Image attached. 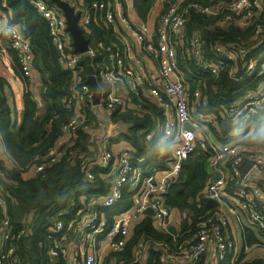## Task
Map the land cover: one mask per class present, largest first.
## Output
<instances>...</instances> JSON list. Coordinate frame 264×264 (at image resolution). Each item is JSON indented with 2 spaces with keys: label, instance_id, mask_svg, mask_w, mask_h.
<instances>
[{
  "label": "built area",
  "instance_id": "2783aa9c",
  "mask_svg": "<svg viewBox=\"0 0 264 264\" xmlns=\"http://www.w3.org/2000/svg\"><path fill=\"white\" fill-rule=\"evenodd\" d=\"M79 14L78 26L84 36L90 26L99 20L113 37V41L94 43L89 40L88 51L79 54L74 51L62 12L53 4L33 0L32 6L45 21L49 40L56 51L60 66L71 72L72 82L64 108L71 117L61 126V137L57 143L43 153L35 154L25 170L33 176L44 177L46 170L63 157L79 155L70 148L78 133H84L87 126L86 107L91 103L92 92L82 80L83 67L80 62L89 56L94 69V78L104 88L101 91L100 106L109 119L115 113L131 109L142 117L149 114L142 99L152 102L161 113V120L153 119L154 128L145 135V143L157 134L163 142L169 141V157L163 160L164 167L142 168L132 161L131 149L123 144L117 153L111 149L107 139L95 160L89 167L96 166L106 171L102 175L108 186L107 192L90 199L70 222L69 228L61 221L51 227L55 236L46 250L48 264H145L150 250L159 252L161 264H195L212 249L211 264H216L234 250L229 219L243 228L246 219L256 228L264 229V146L247 143L253 137L256 127L264 123V48L250 58L243 72L230 73L231 81L241 84L256 78L255 88L247 90L226 110L216 114H205L200 110L207 106L203 89L196 86L190 90L185 75L193 74L194 80L202 74L217 77L236 54L228 46L215 45L212 52L204 55L203 43L193 35L183 41V31L192 12L218 16L220 27L234 23L242 29H251L249 41L264 42V16L260 18L259 0H233L227 5L204 3V0H158V15L147 22L140 21L131 0H63ZM166 3V5H164ZM1 7H5L3 0ZM259 22L257 26L254 23ZM0 38L14 51L22 74L33 78V51L30 40L6 15L0 11ZM86 38V37H85ZM256 47V45H255ZM195 68L178 67L177 50ZM138 50V52H137ZM146 58L152 63L149 69ZM238 76V77H237ZM92 105V104H91ZM229 127L222 130V139L216 137L212 127L219 130L221 123ZM188 123L192 130L184 128ZM207 152V165L212 176L218 172V179L208 183L202 196L214 201L217 207L208 210L190 230L179 232L177 215L164 204L163 196L169 187L179 180L187 158L196 150ZM165 155L161 150L160 158ZM144 157L136 159L142 163ZM249 164L243 174L240 166ZM85 170L87 180L94 179L91 169ZM7 181L5 171L0 169V264H17L18 256L10 243L11 225L2 184ZM130 194L131 203L126 210L112 211L107 215L103 210H112ZM147 209L153 212L154 227L171 237V241L152 238L138 240L130 251L127 243L134 227ZM174 226L176 233L167 229ZM29 234L20 231L15 238ZM76 235H78L77 240ZM247 250L248 247H244Z\"/></svg>",
  "mask_w": 264,
  "mask_h": 264
},
{
  "label": "trees",
  "instance_id": "16d2710c",
  "mask_svg": "<svg viewBox=\"0 0 264 264\" xmlns=\"http://www.w3.org/2000/svg\"><path fill=\"white\" fill-rule=\"evenodd\" d=\"M3 1L5 7H1L2 13L30 40L33 51V72H37L42 80L41 98L46 104L45 113L40 117L37 116L38 105L32 96L30 80L22 74L15 55L16 74L24 85V113L19 128H15L11 124L10 109L0 89V136L18 170L17 173L5 171L7 181L2 184L6 212L12 229L10 243L18 256L17 264H48L46 250L55 237L50 230L51 227L56 221H61L66 230H71L70 222L77 218L87 202L90 199L103 196L107 192V183L102 179V175L106 171L100 170L96 166L89 167L92 162L90 163L88 158L86 159L89 157L86 144L88 137L85 133L79 132L78 137L69 144L70 148L79 152V155L72 158L63 157L46 170L44 177L36 175L28 180L20 177V173L26 171L27 163L35 154L45 152L61 137L62 124L72 115L63 106L69 95L72 77L69 70L58 64L56 51L49 40L46 23L32 6L33 0ZM43 1L51 4L48 0ZM131 1L140 21L147 22L157 17L158 0ZM259 1L261 3L260 18H262L264 16V0ZM203 2L212 6H225L232 3L233 0H204ZM224 12L222 11L218 16L192 12L183 31L184 42L193 35L200 37L204 55L210 54L215 45L228 46L236 54L235 61L229 63L217 77L202 74L194 80L193 74L185 75L186 84L190 90L196 86L202 87L203 98L207 106L200 111L205 114H216L221 109L227 111L240 95L255 88L258 83V79L253 77L241 84L231 81V71L235 70L233 75L239 76L249 59L254 57L260 48H264V42L257 44L249 41L251 27L242 29L234 23L220 27L217 21ZM258 24L257 21L254 26ZM89 32L85 37L90 39V42L92 39L94 43L114 40L110 29L100 20L90 26ZM177 61L180 69L183 70L184 66H189L195 72V68L179 49L177 50ZM80 65L84 68L81 74L82 80L86 82L85 64L81 61ZM3 82L0 77V84ZM102 89L104 90L103 87ZM142 101L149 114L140 117L129 108L123 114L120 113L121 115L113 114L109 118L110 123L124 127L117 135L115 133L111 137L108 136V139L110 142L125 143L131 149V162L134 164H138L142 168L164 167L163 160L165 157H169V141L163 142L160 134H157L147 144L144 141L146 133L154 128L153 119L158 117L161 120L162 116L160 110L152 102L145 99ZM92 109L91 103H88L86 107L87 123L91 119H95ZM96 120L99 124L100 121ZM211 129L216 137L222 139L221 129L217 130L214 127ZM247 143L264 146V123L256 127L253 137ZM161 150H165L162 159L160 158ZM83 153H87V155L81 157ZM140 157H144L145 160L142 163H137L136 159ZM207 157V152H203L199 148L196 149L185 161L179 180L171 185L163 196V202L172 211L174 218L177 215L180 233L190 230L208 213L206 199L202 196L206 185L212 181ZM88 167L94 176L92 181L85 177V170ZM130 203V194H125L124 199L115 208L102 212L110 215L114 211L126 210ZM1 216L0 212V218ZM20 231H29V234L16 239L15 234ZM258 231L260 235L264 236V229L259 228ZM147 237L158 241H171V237L167 233L154 227L151 217L144 216L128 238L127 251H130L138 240ZM245 244L249 247L261 245L249 231H246L245 234ZM32 251L37 256L35 262L31 260ZM158 255L159 252L150 250L145 264H153V262L161 264ZM58 264L65 263L60 260ZM216 264H264V258L251 259L247 255L241 254L235 261H232L231 255L227 254Z\"/></svg>",
  "mask_w": 264,
  "mask_h": 264
},
{
  "label": "crops",
  "instance_id": "0c3cea01",
  "mask_svg": "<svg viewBox=\"0 0 264 264\" xmlns=\"http://www.w3.org/2000/svg\"><path fill=\"white\" fill-rule=\"evenodd\" d=\"M1 1V0H0ZM1 5V4H0ZM1 11V10H0ZM2 12V11H1ZM138 52V50H137ZM146 63L149 69H153L152 63L146 58ZM16 62H15V53L9 49L5 38H0V77L4 81L3 84H0V89L3 92L7 105L10 109V118L11 124L15 128H19L22 123L23 113H24V101H23V91L24 85L21 78L16 74ZM29 86L32 91V96L34 101L37 103V116H42L46 111V104L41 98V88H42V80L37 72H34L33 78L29 81ZM92 113L94 116H98L100 114H104L103 108L101 106L93 107ZM99 125L102 128H105L104 123L105 120H99ZM106 124V123H105ZM222 130H224L221 126ZM109 132V131H108ZM88 140L86 138V144L88 149V156L86 159L90 161V163L96 159L99 149L101 147V140H93L95 135H92L91 130H87L84 132ZM92 142H95L96 150L93 149ZM108 142L111 145V149L114 153H117L119 147L125 143H115V142ZM73 143V142H72ZM96 151L95 153H93ZM87 153L81 154V157L86 156ZM92 155V156H91ZM91 156V157H90ZM85 158V157H84ZM90 165V164H89ZM0 169L8 172L17 173V166L13 158L10 156L8 151L6 150L1 136H0ZM20 177L24 180H28L29 178L34 177L30 172L25 171L20 173ZM260 187L263 188L264 185L260 184ZM230 225V232L234 240V250L231 253L232 261H235L241 254L247 255V257L254 259V258H264V236L260 235L258 229L251 225L246 219H243L242 225L243 228H238L237 225L234 223L232 217L229 219ZM246 231H249L253 236L261 243V245L257 246H247L245 244V234ZM263 241V242H262ZM244 247H249L245 250ZM236 248V250H235ZM213 250L209 249V255L203 257L201 259V263L203 264H211V255H213Z\"/></svg>",
  "mask_w": 264,
  "mask_h": 264
},
{
  "label": "water",
  "instance_id": "95a60500",
  "mask_svg": "<svg viewBox=\"0 0 264 264\" xmlns=\"http://www.w3.org/2000/svg\"><path fill=\"white\" fill-rule=\"evenodd\" d=\"M48 1L54 6H56L62 12L66 20V26H67L66 29L69 32L71 39H72L74 51L79 54L86 53L88 51L89 40L85 38L83 31L78 26L79 14L75 13L74 9L70 7V5L63 0H48ZM83 62L85 64L86 83L89 85L91 92H92L91 104L93 106H99L102 89L99 83L96 81V79L93 76L94 69L92 66V61L89 56H85L83 59ZM234 82L235 81H232V83ZM138 123L141 124V122H138ZM183 126L184 128L188 130H192V128L190 127L188 123H185ZM221 126L224 130L228 129L229 127V125L226 122H222ZM248 168H249L248 163H244L240 166V170L243 174L248 170ZM218 176L219 175L217 171H214L212 173L213 179H218ZM217 206L218 204L214 201H211V200L206 201L207 210L213 209ZM144 214L148 216H152L153 212L151 209H147L144 212ZM167 231L173 235L176 233V229L174 226H169ZM77 238H78V235H76L75 239L77 240ZM153 264H156V262H153ZM195 264H201V261H198Z\"/></svg>",
  "mask_w": 264,
  "mask_h": 264
},
{
  "label": "rangeland",
  "instance_id": "374dc122",
  "mask_svg": "<svg viewBox=\"0 0 264 264\" xmlns=\"http://www.w3.org/2000/svg\"><path fill=\"white\" fill-rule=\"evenodd\" d=\"M100 106V105H99ZM92 107H94L93 105H92ZM95 107H97V106H95ZM122 114H123V112H121ZM119 115H121L120 113H119ZM96 119H99V120H105V123H104V126H105V128H102V127H100V125L98 124V122H97V120ZM87 126H88V128L91 130V132H92V135H95L94 137H93V140L95 141L96 139L97 140H103V139H107V140H109L108 139V136L109 137H111V136H113L115 133H116V135L121 131V128H123L124 126H116V125H113L112 123H110V120L106 117V115H105V113L104 114H100V115H98V116H95V119H91V121H89L88 123H87ZM109 131V132H108ZM113 131H114V133H113ZM95 144V142H92V147H93V149L94 150H96V145H94ZM96 151H94L93 153H95ZM92 156V155H91ZM32 241H33V238H32ZM263 242V241H262ZM258 247V246H257ZM235 250H236V248H235ZM36 253L35 252H33L32 251V254H31V260L33 261V262H35L36 261Z\"/></svg>",
  "mask_w": 264,
  "mask_h": 264
}]
</instances>
